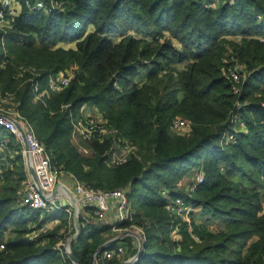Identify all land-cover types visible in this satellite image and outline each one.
I'll use <instances>...</instances> for the list:
<instances>
[{
  "label": "trees",
  "instance_id": "trees-1",
  "mask_svg": "<svg viewBox=\"0 0 264 264\" xmlns=\"http://www.w3.org/2000/svg\"><path fill=\"white\" fill-rule=\"evenodd\" d=\"M232 1L58 0L60 7L48 13L23 3L12 27L0 30L1 98H14L60 169L103 190L129 186L146 239L138 264H264V0ZM229 49L250 72L239 94L224 71ZM185 61L184 70L176 68ZM70 68V84L53 91L50 78ZM86 104L99 106L142 156L109 165L113 140L91 139L96 155L86 158L71 140L73 120ZM179 116L189 121L188 133L173 131ZM237 118L246 121V132H238ZM14 144L11 161L18 166L0 172V240L6 242L0 264H72L57 247L69 235L62 233L70 228L65 210L11 207L27 179ZM201 167L204 181L192 193L178 188ZM175 198L200 207L206 221L192 219L191 227L171 215L167 205ZM53 219L60 220L57 228L28 237V223ZM81 224L71 243L78 264H90L107 242L126 247V239L112 242L111 226ZM7 229L12 234L5 239Z\"/></svg>",
  "mask_w": 264,
  "mask_h": 264
},
{
  "label": "built area",
  "instance_id": "built-area-1",
  "mask_svg": "<svg viewBox=\"0 0 264 264\" xmlns=\"http://www.w3.org/2000/svg\"><path fill=\"white\" fill-rule=\"evenodd\" d=\"M0 3L2 5L0 9V30L4 33L12 27L14 19L19 15V12L14 7V3H18L22 6L23 3H25L30 9H37L45 13L60 7L58 0H49V3L43 0H0ZM232 65L236 64L230 63L226 65L224 71L228 79L233 83L234 92L239 94L243 83L239 72L242 71ZM240 67L244 68L243 65H240ZM71 79L70 75L60 72L50 78V88L53 91H62L70 84ZM35 89L36 91L38 90V84L35 85ZM40 96L41 94L36 96V98L39 99ZM236 105L238 108L243 106L242 103H237ZM15 107L14 103L13 107H6L9 109L0 107V130L7 131L11 135L0 141V172L3 171V167L8 166L9 160L15 158V152L11 148V143L14 139V145H20L21 147L27 171V179L22 182L14 202H18V204L16 203L17 205L28 206L50 213L65 210L69 215V220L74 221L76 211L73 208L72 199L68 193V189H70L78 204L77 214L81 223L83 220L84 224L102 223L103 225H109L112 227V232H117V237H121L122 241L129 236H134L139 251L140 239H145V231L143 227H138V224L134 222L135 211L128 199L129 186L114 190H103L82 183L72 174L60 169L53 163L51 155L47 151L45 145L37 138L33 124ZM81 118L83 119L84 125L79 120V129L82 130L81 136L87 141L95 137L96 134L91 136L92 131L97 128H106L108 124V121L104 117L101 123H98L99 120H95L96 123H93L91 118L84 119V112H82ZM185 122L189 123L187 120H185ZM181 125H184V121L177 118L174 121L173 128L181 127ZM97 137L98 140L103 141L102 135ZM228 138L230 140L231 136ZM108 159L109 161L111 160V154H109ZM126 161L127 156L119 157L113 161L112 165H120ZM108 164L111 165L110 162H108ZM30 167L34 170L35 177L30 173ZM64 174L70 177L69 181L62 179ZM198 180V183L204 181L203 173L199 174ZM56 187L57 191L53 195V191ZM195 188L196 185L190 186L187 188L186 192L192 193ZM55 200L60 201V206L55 204ZM188 204L184 199L176 198V201H172V204L167 205V209H172L183 217V214H191L194 210L193 208L191 209V206ZM57 221L60 222L59 219ZM124 223L128 225L123 226ZM72 231L73 230L70 229L69 235L66 237L65 241H61L58 244V249L66 254L68 251L66 240L70 238ZM69 241L72 243L71 239H69ZM104 245V250L95 253L94 264H105L106 260L111 259H116L115 264H119L120 262L138 264V251L137 254L128 255L126 247L122 244H118L116 248H108L110 242ZM5 246L6 242L0 240V252L6 248Z\"/></svg>",
  "mask_w": 264,
  "mask_h": 264
},
{
  "label": "rangeland",
  "instance_id": "rangeland-1",
  "mask_svg": "<svg viewBox=\"0 0 264 264\" xmlns=\"http://www.w3.org/2000/svg\"><path fill=\"white\" fill-rule=\"evenodd\" d=\"M232 2H235V0H233ZM16 10L19 12V9L18 8H16ZM22 10H23V7L21 6V11ZM21 11L19 12V14L21 13ZM91 30H93V26L89 27V31H91ZM114 38L117 40V39H119V36H115ZM170 38L172 39V42H173V44L175 46H177L178 48H182V46H181V44H180V42L178 40L172 38L171 36H170ZM234 39H236L235 41H239L241 39V37H235ZM62 43H64V42L58 43L57 46L63 47L61 45ZM67 43H69V42H67ZM64 47L65 48L66 47H68V48L69 47H76V44L71 42V44H65ZM229 47L231 48L230 45H228V48ZM225 57H226V63L227 64L235 63L236 65H232V66L235 67V68L237 67V69H239L240 71H242V72H239V73L241 74V78H242L243 84H244V82L247 81L248 75H250V72L248 73L246 71L245 66H244V68L240 67V65H244V64L242 62L240 64L238 57L235 54H233V52H232L231 49H229V54L228 53L225 54ZM187 63H188V61H185V62H183L181 64H176L175 66L179 70H184ZM74 71H75V68H72V69L70 68V69H68V71H67L68 73L67 74L70 75L71 78H72ZM137 81H138V83L142 84L143 83V77L140 78V79L138 78ZM262 87H264V86H262ZM241 89H242V87H241ZM13 99L11 97H9V98H1V96H0V107L5 108V109H9V108H6V107H13ZM81 112H84V119L91 118L93 120V123H96L95 120H99L98 123H101V121L103 120L102 118L104 117V114L101 111L100 107L97 106V105H93V104L92 105H90V104L84 105L81 108ZM178 118L184 121V125H181V127H174L173 128V131L175 133H179V134L188 133L190 131V128H189L190 127L189 126L190 123H186L185 122L186 119L183 118L182 116H179ZM232 118H233V116H232ZM79 120L84 125L83 119L81 117H77V118H75L73 120V131H72V134H71L72 143L77 147V149L86 158H93V157H95L96 152L91 147L89 141H87L85 138H83L81 136V134H82L81 131L82 130L79 129V125H80V123L78 122ZM237 121L239 122V126H237V128L239 129L238 132L239 131L246 132L247 131V128L245 127V122L246 121L242 122L239 118H237ZM93 134H96L95 137H93V139H95V140L98 139L97 136H100V135H102L103 141L106 140V139L113 140L112 149L110 150L109 153H107V154H111V160L109 161V159H108V162H110L111 165H112L113 161L115 159H118L119 157H126L127 156V160H128L129 158H132V157H136V156L137 157H141L142 156L141 155V151H140L141 149H140L139 145L136 144V143H134L131 139L127 138L125 135H123V133H122L121 130H119L116 127H113L112 125L109 124V122L106 125V128H97L96 130L92 131L91 136ZM10 136L11 135H10L9 132H7V131H1L0 130V141L2 139L8 138ZM11 163H12V161L9 160V164H8L9 166H8V168L9 167H13V169L14 168H17L18 165H16V162L12 166H11ZM200 173H203L205 175L204 169L202 167L199 168L198 171L196 170V172H195L194 175L192 174V175H189V176L185 177L182 180L180 179L179 182H178V186H179L178 188H180L185 193L186 190H187V188H189L190 186L199 184L198 183V181H199L198 180V176H199ZM63 176H64L62 178L63 180L69 181L70 177L68 175L65 176V174H64ZM236 180L238 181V180H242V179H240L239 177H237ZM244 182H246V181L244 180ZM13 197H14V195H13ZM260 198H261L262 206H263V210H264V189L261 190ZM173 201H176V198L173 199ZM14 203L13 204L11 203V207L13 209H17V208L21 209L22 207H27V206H23V205H17L18 202H14ZM188 205H190L191 206V209L193 208L194 210H193V212L191 214H188V213L183 214V217H181L180 215H178L172 209L171 210L168 209L167 211L171 215H173L175 217H180L182 220L187 221L189 224L192 221V219H194L196 222H199V223L201 221H206V216L203 215L204 213L202 212V210H201L200 207H197L196 208L192 204H188ZM19 211L22 212L23 210H19ZM40 216L43 218L45 215H44V213H41L40 215L35 214V217H39L40 218ZM67 219H68V226L70 227L69 230L70 229L73 230L72 231V233H73L75 231V227H74L75 221H70L69 220V215H68V218ZM57 220L58 219H56V220L55 219H53V220H46V222H44L42 224L40 222L28 223L27 226H26L27 229H28V234H27L28 237H30V238H37L39 236V234L42 233V232H46L48 230L49 231L54 230L55 228H57L60 225V222H58ZM134 222L135 223H139V222H136V219L134 220ZM141 224H142V226L138 224V227H143V229H144V224L143 223H141ZM190 226H191V224H190ZM212 227H213V229H217L218 230V229H221L222 226H220V223L214 222V225H212ZM69 230H68V227L65 226L63 228V230H62V233H64L65 231L69 232ZM11 234L12 233H11L10 229H7L6 230V233H5V239H8L11 236ZM113 235H114V237H117L118 233L117 232H113ZM172 237L177 238V239L180 238L179 232L175 230L172 233ZM130 240L132 242V247L129 249L127 247V244L130 242ZM61 241H65V239L64 240H61ZM136 242L137 241H136V238L134 236H129L128 238H126V241L124 243L126 245V250H127V254L128 255L137 254L138 247L136 245ZM57 247H58V245H57ZM72 264H73V262H72Z\"/></svg>",
  "mask_w": 264,
  "mask_h": 264
},
{
  "label": "water",
  "instance_id": "water-1",
  "mask_svg": "<svg viewBox=\"0 0 264 264\" xmlns=\"http://www.w3.org/2000/svg\"><path fill=\"white\" fill-rule=\"evenodd\" d=\"M30 173L35 177L34 170L31 167H30ZM56 191H57V187L53 191V195L56 193ZM68 193L71 196L72 205H73V208L76 211L75 212V215H74V221H75L76 230H75L74 233H72L70 235V238L69 239L76 240L80 236V234H81L82 224H81V220H80V218H79V216L77 214V210H78L77 201L75 200L74 195H73L72 191H70V189H68ZM55 204L57 206H60L61 203H60L59 200H55ZM69 239L66 240V246L68 247L67 255L69 256V258L71 259V261L73 262V264H78V260L75 258L74 254H73V252L71 250V243H70ZM121 239H122L121 237H115V238L112 239V242L119 241ZM145 243H146V239H140V248H139V251H138V254H137V256H138V262L141 261L142 256H143V254L146 251ZM104 248H105V245L100 246L98 248V251L101 252L102 250H104ZM94 259H95V253L91 257L90 264H94ZM119 264H127V263L126 262H120Z\"/></svg>",
  "mask_w": 264,
  "mask_h": 264
},
{
  "label": "crops",
  "instance_id": "crops-1",
  "mask_svg": "<svg viewBox=\"0 0 264 264\" xmlns=\"http://www.w3.org/2000/svg\"><path fill=\"white\" fill-rule=\"evenodd\" d=\"M19 5H20V4H18V3H14V7H15V8H18V9H19V12H20V11H21V6H22V5H20V6H19ZM63 44L65 45V44H71V43H67V42L62 43L61 45L64 47ZM64 48H65V47H64ZM66 48H68V47H66ZM69 48H70V47H69ZM24 162H25V160H24ZM12 165H13V162L11 163V166H12ZM8 166H9V165H8ZM8 166H7L6 168L3 167V170H4V168H5V170H6V169L13 168V167H9V168H8ZM2 172H3V171H2ZM101 224H102V223H101ZM121 241H122V240H121Z\"/></svg>",
  "mask_w": 264,
  "mask_h": 264
}]
</instances>
